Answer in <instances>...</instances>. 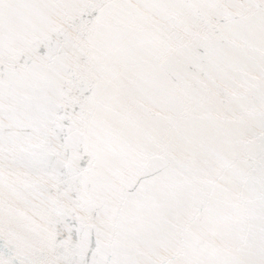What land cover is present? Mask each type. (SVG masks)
Here are the masks:
<instances>
[{"label":"snow or ice","instance_id":"snow-or-ice-1","mask_svg":"<svg viewBox=\"0 0 264 264\" xmlns=\"http://www.w3.org/2000/svg\"><path fill=\"white\" fill-rule=\"evenodd\" d=\"M0 264H264V0H0Z\"/></svg>","mask_w":264,"mask_h":264}]
</instances>
